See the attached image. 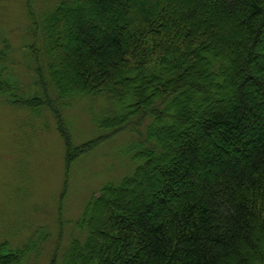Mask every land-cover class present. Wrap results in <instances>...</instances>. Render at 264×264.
Listing matches in <instances>:
<instances>
[{"label": "trees", "instance_id": "obj_1", "mask_svg": "<svg viewBox=\"0 0 264 264\" xmlns=\"http://www.w3.org/2000/svg\"><path fill=\"white\" fill-rule=\"evenodd\" d=\"M34 1L54 4L26 49L45 100L20 97L3 40L0 96L57 104L69 169L125 132L138 166L92 195L60 249L40 232L1 244L0 264L53 244L49 264H264V0ZM88 99L111 104L93 119L108 135L77 147L63 112Z\"/></svg>", "mask_w": 264, "mask_h": 264}, {"label": "rangeland", "instance_id": "obj_2", "mask_svg": "<svg viewBox=\"0 0 264 264\" xmlns=\"http://www.w3.org/2000/svg\"><path fill=\"white\" fill-rule=\"evenodd\" d=\"M53 5L51 1L31 4L30 0H0V41L12 48L7 78L18 84L20 97L41 93L45 100L43 89L36 86V73L26 58V49L31 45L32 14L39 20ZM56 105L34 112L0 96V245L8 243L12 249H22L42 232L40 239L49 241L51 237L53 242L57 238L56 249H60L74 229L69 227L67 232V225L79 218L92 195L109 182H119L138 166L131 152L138 139L125 132L100 143L69 169L56 122L60 110ZM110 105L104 99H88L64 109L62 118L75 146L108 135L93 119H104ZM59 210L65 220L61 223L57 222ZM53 247L46 250L50 255L31 264H49Z\"/></svg>", "mask_w": 264, "mask_h": 264}]
</instances>
